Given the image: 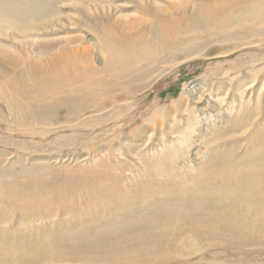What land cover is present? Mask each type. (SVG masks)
<instances>
[{"label": "rangeland", "instance_id": "1", "mask_svg": "<svg viewBox=\"0 0 264 264\" xmlns=\"http://www.w3.org/2000/svg\"><path fill=\"white\" fill-rule=\"evenodd\" d=\"M105 1H109L110 4L114 5L113 11L111 12L112 22L116 23L114 25V30L116 34L121 36L129 33L131 27L135 26V23H129L133 22L130 19H138L144 15H150L142 11L138 4L130 0H118L116 4V0H95L93 1L92 5L93 7L97 6L98 10H96L94 15L98 17L101 22H106L105 19H102L101 6L102 4H105ZM179 1L193 2V0H160L159 5L166 7L168 3H179ZM117 5H120V7L115 8V6ZM77 7H79V5L75 4L72 1H64L58 3L56 5L57 14L52 15V17L50 18L51 23H87L88 21L86 17L79 13ZM245 9L246 7L244 9L242 8L240 10H235L233 11L234 14L233 12H230L232 13V15L228 13L226 14V16H229L230 20L235 19L236 16H241L240 18H243V15L245 14L244 12L248 11L246 12V14L249 13V10ZM252 24L243 23L239 21L234 24L235 26L232 25V29L230 27L220 30L221 33L228 34L230 32L234 33L238 31V29L240 30V27H252L250 28V31H247L249 34L246 33L244 36L241 37L233 35L229 41L213 43L203 51L193 53L187 59L185 58L182 60H176L166 65H159L157 62L150 63L149 61H144V63L142 64H149L137 66V68L144 66L143 69L138 71V74H142V76L134 80L130 86L121 87L120 83L122 81H113L112 85L115 88L113 94L118 97V101H116L110 109L113 108L112 112L114 113L119 112L121 110H124V112L118 117L113 118L110 122L106 123L101 128H98L97 132L101 135V137L95 139L84 138L77 141L76 144L70 146L68 145L67 140L61 139L60 141L61 136L73 133V130L70 128H62L61 130H55L54 132H51L46 136L43 134H41L40 136V134H30L26 132L29 130L37 131L43 128H47L49 127V124L58 122L56 120V114L51 115L47 120H40L37 123L26 122L25 126L21 128L19 122H17L18 120L16 114L24 115V117H26L29 113L27 110L23 111L22 108H19L16 104L13 103V99L10 98V94H13L14 96L16 95V87L8 86L7 84H5V81H3L4 83L0 82V99L2 100H0V172H6L7 170L11 169H17L21 171L30 170V172L24 171L22 173H15L16 175L12 173L11 175L0 174V264H8L9 262L10 264H16V262L13 263L14 261H17V264H61V262H64L65 264H96V262L97 264H105L98 261H94L95 263L89 261L80 262V258H78L77 262L73 263V261L68 262V260L58 258L56 259V257L53 258L51 256L44 255L50 253L49 239H56V237L59 236L58 234H66L68 232L67 229L72 230V232H74L77 227L76 230L78 231L79 227L83 228V226H86L89 222H97L101 214L108 215L110 212H113L117 209H121V211H124V207L126 206L129 207L130 205H138L137 202L140 203V200L144 198L143 196L146 197L149 194L159 193V191H165L167 188H180V186L182 189L188 191L184 193V198L188 201L185 204V199H182V202L178 203L176 206L177 214L175 213L173 217L171 216L169 218V222H171L172 226H176V222H178V227H171L169 230H167V234H173V238L171 239H175V242L172 241L171 245H169L168 248L163 247L162 249H159L158 251L154 252L152 254L153 256L146 255V259H148V262H145L144 264H151L152 261V264H154V262L155 264H214V262L215 264H263L264 225H262L257 218L262 213H264V203H260V201L255 199V197H260L262 195V191L260 188L257 187V185L250 182L249 180L245 178H240L239 165H235L234 163L235 161L245 157H259L261 152L264 150V36L255 35V33L259 29V26L262 29L264 28V23H260L258 25L254 24L253 26H251ZM8 33L0 37V39L3 44H7L8 46H10L9 51H14L15 48H11L13 47L12 43L14 39L7 36ZM77 34L78 36L88 37L84 35L83 32ZM63 35V33L60 34V36ZM247 36L249 37V39ZM252 42L254 43L252 44ZM233 46H237V49H233L232 52L229 54H224V51L228 47ZM99 51L100 49L98 51L95 50L94 53H99ZM101 51L103 52L102 54L104 55V57H107V53H105L104 50ZM142 52L145 53L146 50L142 49ZM217 52H223V54L219 53V56L218 54H216ZM205 54L214 55L205 56ZM92 64L95 68L103 67L102 61H100L99 63L98 61L93 60ZM242 64L244 66L252 65L253 67L251 68L253 70L247 67L242 69L241 71L239 67ZM163 67H166V70L161 73ZM225 72H228V74H225ZM2 74L3 73H0L1 77ZM100 76H103L109 81L112 80V77L109 74H101ZM251 85H253L252 88L248 90L247 88ZM245 90L247 92L245 94V98L247 100L249 99L250 107L255 108L253 113L249 112V106H240L241 99L239 97V93L244 92ZM233 93L237 94V101L233 103L234 107L232 106V108L230 109L228 108V106L232 105L231 96ZM258 96H260V98ZM222 99H224V101ZM238 112L239 114H237ZM193 113H195V117ZM187 118L192 121L195 118L194 121H196L192 123L195 129V136L193 135L194 140H200L201 142L202 137H208L214 131H216V134L218 132L225 133L222 135H216V138H219L220 143H228L227 146L223 147V150L218 149V151H216L217 154L221 157L219 158L222 160L220 163L213 162L211 165H208L207 162L210 159L211 155L209 153H196V151L203 150L200 147V144H202V142L200 143L199 141H197V143L192 146L175 142V147L177 149L176 155L180 156V159L176 156L177 159L173 161V163L167 162L170 158L167 159L166 156L162 155L161 151H158V149L161 148L160 146H162L163 142H165V140L171 135L170 127L175 130L179 128H184L188 122ZM198 118L200 119V121ZM243 121L248 122V124L250 125L243 128L244 130L238 128L237 130H235L236 127L242 126L241 123H243ZM233 128L234 132L232 131ZM219 129H221V131ZM97 132L95 133L98 134ZM251 138L252 140L249 141ZM254 139L258 140V142L256 140V142H253ZM259 142L260 144H258ZM62 143L64 144V146ZM254 145L261 147V149H259L258 147L256 149L258 150L257 152L255 150ZM183 152L186 154H183ZM251 152L255 153V155ZM173 155H175V153ZM199 157L201 158L198 159ZM88 158L90 159L88 160ZM145 158L147 159V161L145 160ZM152 159H154L158 163ZM144 161H146L148 165L144 163ZM146 165L149 167H147ZM204 165L207 166V168L209 167L208 173H210L211 176L216 175L219 178H222L223 180L216 183L217 186L215 185L216 187H218V189L215 190V192L217 193H213V191L211 190L208 192V190L205 191L200 188L199 190H197V188L196 190H192L194 193L197 192L198 194H203L204 196L206 195V199L209 200L205 199L204 203H207L206 206L208 208L204 209L202 215L196 214L198 216L191 217L190 219L191 222L193 221V223H191L190 227H188L187 229L186 225L188 222H190V219H188L189 217L185 216L186 214L182 215V212L191 204V202H189V199L190 201L192 200L191 196L193 192L189 191V185L196 178H199L201 175L204 174ZM112 168L114 171L112 170ZM156 169H160V172ZM199 170L200 172H197ZM215 170L217 171V174ZM104 171L107 173H105ZM201 171L203 172V174ZM140 173L143 174V176H141ZM98 176H101V179ZM164 176H167L168 178ZM185 177H187V179ZM124 179L127 181H124ZM93 180H95V183H98V180H102V183L101 181H99L98 186H95L97 184H95ZM168 180H170L171 182ZM180 180H182L183 182ZM187 180L189 181V183ZM119 182H124L125 184L122 183L123 185H121L119 184ZM126 182L131 183H129V185ZM89 184H91L92 187H88L90 186ZM111 184L114 187H112ZM117 184H119L120 186ZM155 184H157L158 187L156 186V189H152ZM108 185L111 188H109ZM96 187L100 188L96 189ZM160 187L162 188V190H160ZM226 189H228V191ZM95 190H97V192H95ZM90 191H94L95 193H91ZM141 193L143 195H141ZM210 193H212L213 195H211ZM86 194H88V197ZM97 195L99 197H97ZM215 195L217 198L215 197ZM219 195L221 196L220 198L218 197ZM82 197L85 198L83 199ZM216 199L221 201L217 204L209 202L210 200L214 201ZM223 199L226 200L228 203H226V201H224ZM218 205H220L221 208ZM260 206H262V208ZM225 212L229 213L225 214ZM222 213L225 214L226 217L223 216ZM230 213H233V215L231 214L230 216ZM234 213L236 214L234 215ZM212 216H222V219L225 222L228 220L227 223H232L227 224L226 228L223 226L221 222L222 220L220 221V223L217 224V218H212L213 220L210 219V217ZM262 217H260V219ZM238 218H243L245 220L242 221ZM235 220L240 221L239 223L237 222V225H239L241 222H243L241 223L243 225H245L246 223L249 225L253 224L252 227L255 228H251L250 230L255 233L254 235H256L257 238L252 234L253 232H250V230L243 231L237 229L234 231H227L229 227L228 225L235 224ZM212 221L214 225L216 224L215 226L212 224ZM254 221L257 223H253ZM52 224L54 225L53 228L51 227ZM196 224L197 226H195ZM247 224L246 226H249ZM48 225L51 226L48 227ZM201 225L202 229H204L202 230L203 232L200 231ZM184 226L186 229L184 228ZM193 226H195L196 228ZM72 227H74V229H72ZM191 227L194 229L191 230ZM48 228L50 230L52 229V232H50ZM171 229H173V232L171 231ZM54 230L57 231L55 232ZM185 230L192 232L193 234L191 233L190 235V233L188 232L186 233V235H184ZM61 231H63V233ZM169 231L171 232L169 233ZM181 231L184 236H181ZM49 232L51 233V237L54 236L53 238H50V236L48 235ZM196 232H199L198 234H202L198 235ZM45 233H47V235ZM54 233L57 234L55 235ZM142 233L143 232H136L134 234L135 236H139V234ZM177 234L180 236H178ZM229 234H232L233 237L232 235L229 236ZM195 235L197 237H195ZM215 235L216 237L218 235L217 239L213 237ZM237 235L242 237H239ZM42 236L44 238L46 237V240L48 241L46 242V244H44L45 239L42 238ZM122 236H124L125 238H122ZM176 236H178L179 238L176 239ZM220 236L221 239L219 238ZM259 236L261 238H259ZM191 237L193 238L191 239ZM229 237L231 238L229 239ZM247 237L248 239H251L248 240ZM113 238L114 236L110 238L109 242H111V240L115 242L118 241L119 245L122 244L121 246L126 245V242L129 240L127 236L122 232H119L115 239ZM9 239H11L12 241ZM120 239H123L122 242ZM5 240L7 243L5 242ZM15 240L18 243L15 242ZM77 240L75 244L77 246L79 245L78 247L80 248L85 247L86 249V253L77 252L80 257H84L83 254H88L94 256V258H98L96 256L100 254L104 256V258H109L106 253V251L108 250V245L106 246V249L101 250L103 252L100 253L94 248L86 247L84 245L85 242L83 241V239L81 241L80 239ZM176 240H178L177 242H179V245L176 244ZM181 240L183 243L181 242ZM207 240L210 242V244ZM212 240H214V242ZM221 240H223V242ZM20 241L21 243L24 242L21 244V246ZM201 241L203 243L205 242L204 245L203 243H201ZM33 242V246H29V244L32 245ZM80 242H84V244H80ZM235 242H237V244ZM248 242L252 243L249 244ZM1 243L4 244L3 247H1ZM15 243L16 246L14 245ZM200 243L204 246V248H202L203 246ZM240 243L243 247L239 245ZM185 244H187L188 246ZM26 245L29 247L27 248ZM42 245H47L49 247L47 248V246L45 247ZM34 246L35 250L37 249L36 251L33 249ZM39 246L43 248L41 249ZM6 247L10 249L8 250L10 251V253L6 250ZM19 247L20 249H18ZM31 247L33 248L31 250H28ZM200 248L202 249L200 250ZM206 248L209 250H207ZM224 248V251L221 250ZM32 250L34 251V253L28 252ZM19 251H22L23 253H20ZM25 251L27 252L24 254ZM32 253L34 254V256ZM179 253H181V256L179 255ZM187 253L189 255H187ZM21 254H24L23 257L26 258H22ZM29 254L32 256H30ZM5 255L7 256V258H5ZM11 255H13V257ZM28 255L32 258L28 257ZM14 256L17 257L14 258ZM166 256L169 260L172 258V262H168L165 258ZM152 257H155L156 260ZM176 258L179 260H177ZM124 259L125 258L123 257V260ZM188 259L191 262H188ZM53 260L55 261L52 262ZM123 260L122 263L120 262L118 264H128L129 262L133 264L130 259L126 258L124 261ZM127 260L129 262H127Z\"/></svg>", "mask_w": 264, "mask_h": 264}, {"label": "bare ground", "instance_id": "2", "mask_svg": "<svg viewBox=\"0 0 264 264\" xmlns=\"http://www.w3.org/2000/svg\"><path fill=\"white\" fill-rule=\"evenodd\" d=\"M64 1H69V2L72 1L75 4H78L79 7H77V8H78L79 13L84 15L88 22L87 23H61V22L60 23L59 22L58 23L57 22L51 23L50 18L52 17V15L57 14L56 5L58 3L64 2ZM87 1H89V2H87ZM93 1H95V0H55V1L54 0H0V37L4 36L6 33L9 32L7 36L14 39V41L12 43L13 47H11V48H15L14 51H9L10 46H8L7 44H3L1 39H0V73H3L2 77L0 76V82L4 83L3 81H5V84H7L8 86L16 87L15 88L16 89V95L14 96L13 94L11 95L9 93L10 98L13 99V103L16 104L19 108H22L23 111L27 110L29 113L27 115L28 117L27 116L24 117V115L16 114V117L18 120L17 122H19L20 127L22 128L23 126H25L26 122L37 123L40 120H47L51 115H54V114H56V120L58 121L56 123L49 124L48 125L49 127H47V128H43V129H40L37 131L36 130L35 131H30V130L26 131L30 134H38V135L40 134V136H41V134H43L46 136L47 134H50L51 132H54L55 130H61L62 128L63 129L64 128H70L73 130V133L63 135L60 138V141H61V139L67 140L69 146L76 144L77 141L84 139V138L95 139V138L101 137V135L97 132L98 128H101L106 123L110 122L113 118L118 117L119 115H121L124 112V110H121L119 112L114 113V112H112L113 108L110 109L111 106L116 101H118V97L113 94V92L115 90V88L112 85L113 81H122L120 83L121 87L130 86L134 80H136L142 76V74L141 75L138 74V71L143 69L144 66L139 67V68H137V66L149 64V63L148 64H142V63H144V61H149L150 63L157 62L159 65H162V64L166 65V64L174 62L176 60H182L185 58L187 59L193 53L201 52L213 43H220V42H224V41H229L233 35H235L237 37L244 36L246 33H248L247 31L248 30L250 31L251 30L250 28H252V27H249V28L248 27H240V30L237 28L238 31H236L234 33L230 32L228 34L220 32V30H223L226 28L231 27V29H232V27H233L232 25H234L236 22L240 21V22L248 23V24L253 23L251 26H253L254 24L258 25L260 23H264V0H193V2L179 1V3H174V2L168 3L166 7L159 5L160 0H130V1H133L136 4H138V6H140V9L142 11H144L150 15L149 16L144 15L138 19H130L133 22H129V23H135V26L131 27V30L129 33L124 34V35L122 34L123 36H121V35L116 34V32L114 30V25L116 23L112 22L111 12L113 11L114 5L110 4L109 1H105L104 2L105 4L101 5L102 6V19H105V21H106V22H101L98 19V17H96L94 15L96 10H98V7L97 6L93 7V5H92ZM117 2H118V0H116L115 4ZM117 7H120V5L115 6V8H117ZM245 7H246L245 10H249V13L246 14V12H248V11L244 12L245 14L243 15V18H240L241 16H239V17L236 16L235 19L230 20L229 16H226V14H228L230 12H233L235 10H240L242 8L244 9ZM230 14L232 15V13H230ZM233 14H234V12H233ZM124 17H128V16H124ZM149 17H152V18H149ZM120 20H121V17H120ZM230 22H234V23H230ZM236 27H237V25H236ZM260 29H261V31H260ZM253 30H255V29H253ZM80 32H83L84 35H86L88 37L78 36L77 33H80ZM62 33L64 35L60 36V34H62ZM255 35L264 36V28L262 29L259 26V29L255 33ZM89 36H91V37H89ZM18 39H20V40H18ZM248 39H249V37H248ZM92 40H93V44H92ZM259 42H261V41H259ZM249 43H251V42H249ZM253 43L254 42H252V44ZM99 49H100L99 53L95 54L94 53L95 50L98 51ZM142 49H145L146 52L143 53ZM233 49H237V46L228 47L224 51V54L231 53ZM101 50H104V52L107 53V57L106 56L104 57V55L102 54L103 52ZM219 53L223 54V52H217L216 54L219 55ZM210 55H214V54H205V56H210ZM197 59H199V58H197ZM93 60H96L99 63H100V61H102L103 67L102 68H95L92 64ZM200 60H201V58H200ZM239 62H238V64H239ZM216 65H217V63H216ZM166 67H163V69L161 70V73H163L166 70ZM247 67L251 68L253 66L252 65L251 66H244L242 64L239 67V69H241V71H242V69L247 68ZM248 70H250V69H248ZM226 73L228 74V72H225V74ZM101 74L111 75L112 80L111 81L107 80L103 76H100ZM23 75H24V77H23ZM2 78L5 80H3ZM252 86L253 85L249 86L247 89L248 90L251 89ZM246 93H247L246 90L244 92L239 93L240 94L239 97L241 99L240 106L241 107L243 105L249 106L250 109H248V108H246V109H248L250 113H253L255 108L250 107L249 99L247 100L245 98ZM236 95L237 94H234V93L232 94V96H231L232 105L231 106L229 105L228 108L231 109L232 106L234 105L233 103L237 101ZM258 97L260 98V96H258ZM250 98H251V96H250ZM222 100L224 101V99H222ZM255 101H256V98H255ZM186 110H185V112H186ZM237 114H239V112ZM193 115L195 117V113H193ZM230 117H232V116H230ZM203 118H205V117H203ZM187 120H188V122L184 128H181V129L179 128V129L175 130V129H172V127H170V130H171L170 134L171 135L169 136V138H167L165 140V142H163L162 146H160L161 148L158 149V151H161L162 155L166 156L167 159L170 158V159H168L167 162L173 163V161H175L177 159L176 158L177 149L175 147V142L180 143V144L191 145V146L194 145L195 143H197V141L200 142V140H194L195 129H194V125L192 123L196 122V121H194L195 118L193 121L188 119V118H187ZM199 121H200V119H199ZM197 124H198V122H197ZM241 124H242L241 127H236V128L234 127L235 130H237V128L243 129V128L250 125L246 121H243V123H241ZM30 126H31V124H30ZM234 128L232 129V131L234 130ZM221 129H219V130L221 131ZM95 132H97L98 134H96ZM222 134H225V133L224 132H218L216 134V131H214L210 134V136L204 137V138L202 137V140H201L202 144H200V147L204 151L199 150V151H196V153L197 152L198 153H204V154L209 153L211 155V157L207 162L208 165H211L213 162L220 163L222 161L221 159H219L221 157L216 152V151H218V149L223 150V147L228 145L227 142L220 143L219 138L218 139L216 138V135H222ZM34 137H35V135H34ZM251 140H252V138L249 141H251ZM255 140L256 139H254L253 142H256V141L258 142V140H256V141ZM254 144H256V143H254ZM258 144H260V142ZM63 146H64V144H63ZM256 146L254 145L255 150L259 147V146H257V147ZM251 149H252V147H251ZM259 149H261V147H259ZM234 150H235V148H234ZM256 151L258 152V150H256ZM189 152H190V150H189ZM226 152H227V149H226ZM174 153H175V155H173ZM251 153L255 155V153H253V152H251ZM183 154H186V153L183 152ZM177 157H179V159H180V156H177ZM196 158H194V159H196ZM200 158L201 157H199L198 159H200ZM89 159L90 158H88V160ZM198 159H196V160H198ZM145 160L147 161L146 158H145ZM152 160H154V159H152ZM118 161H119V159H118ZM146 161H144V163H146ZM155 162H157V161H155ZM151 163H152V161H151ZM234 163H235V165H239V168H240V171H239L240 176L239 177L240 178H245V179L249 180L250 182L257 185L258 188L261 189L262 195L260 197H255V199L260 201V203H264V150L261 152L259 157H252V156L251 157H245V158H241L240 160L235 161ZM201 165H203V164H201ZM217 165H219V164H217ZM13 166H15V165H13ZM147 167H149V166H147ZM185 167H186V165H185ZM118 168H119V166H118ZM208 168H207V166H205V169L203 168L204 174L201 171L203 175H201V173H200L201 176L199 178H196L194 181H192V183L189 185V191H192L194 189L196 190V188H197V190H199V188H200V189H203L205 191L208 190V192L211 190V191H213V193H217V192H215V190L218 189V187H216L217 186L216 183H218L219 181H222L223 179L219 178L216 175L211 176V174L208 173L209 172ZM115 169H116V167H115ZM170 169H173V168H170ZM112 170H113V168H112ZM159 170H157V171H159ZM195 170H197V169H195ZM200 170H202V169H200ZM200 170L197 172H200ZM24 171L30 172V170L21 171V170H17V169L16 170L11 169V170H7L6 172H0V174L1 175H7V174L11 175V173H12V174L16 175L15 173H18V172L22 173ZM183 171H184V169H183ZM104 172H102V173H104ZM177 172H179V171H177ZM215 172L217 174L216 170H215ZM229 172H231V171H229ZM105 173H107V172H105ZM111 173H113V172H111ZM259 173H260V175H259ZM96 174H97V172H96ZM98 174H99V172H98ZM104 176H105V174H104ZM111 176H113V175H111ZM111 176H110V178H111ZM131 176H129V177H131ZM136 176H138V175H136ZM141 176H143V174H141ZM152 176H154V175H152ZM182 176H185V175H182ZM98 177L101 179V176H98ZM164 177L168 178L167 176H164ZM179 177H180V175H179ZM84 178H86V177H84ZM159 178H161V177H159ZM185 178L187 179V177H185ZM185 178H183V179H185ZM87 179H88V176H87ZM179 179H181V178H179ZM179 179H177V180H179ZM142 180H144V179H142ZM171 180H173V179H171ZM93 181L95 183V180H93ZM99 181H101V183H102V180H98V183H95V184H97L95 186H98ZM124 181H127V180L124 179ZM168 181H170V180H168ZM180 181H182V180H180ZM180 181H178V182H180ZM228 181H227V183H228ZM110 182H111V180H110ZM112 183H113V181H112ZM122 183H124V182H122ZM122 183L119 182V184L123 185ZM126 183H128V182H126ZM129 183H131V182H129ZM139 183H140V181H139ZM188 183H189V181H188ZM108 184H110V183H108ZM119 184H117V185H119ZM158 184H159V182H158ZM162 184H164V183H162ZM89 185L90 186H88V187H92L91 184H89ZM111 186L114 187L112 184H111ZM140 186H144V185H140ZM156 186L158 187V185L155 184V186H153L152 189H156ZM108 187H109V185H108ZM228 187H229V185H228ZM85 188H86V186H85ZM97 188H100V187H96V189ZM109 188H111V187H109ZM162 188L160 190H162ZM180 188H181V186H180ZM180 188L173 187L170 189L167 188L165 191H162V192L159 191V193H155V194H149V195L144 194L147 196L146 197L143 196L144 198H142L140 200V203L137 202L138 205H130L129 207L126 206V207H124V211H121V209H117L113 212H110L108 215L101 214L99 216V220H97V222H94V223L89 222L90 224L88 223L86 226H83V228L78 226L79 227L78 231L76 230L77 227L74 230V232H72V230L67 229V231L69 233L67 232L66 234H62V235L58 234L59 236H57L56 239H53V240L49 239L50 245L49 244L48 245L51 248V249L49 248L50 253L46 254L44 256H51L53 258L56 257V259L57 258L58 259H64V260H68V262L73 261V263L77 262L78 258H80V262H87V261H89V262L95 261L96 262V261H98V262L105 263V264H118L120 262L122 263V260L124 257L125 259L126 258L130 259L133 264H144L145 262H148L147 261L148 259H146V255H152L154 252L158 251L159 249H162L163 247L168 248L169 245H171L172 241L175 240V239H171V238H173V234L170 232L171 231L173 232V229H171V231H169V233L172 235L167 234L168 233L167 230H169L171 227H173V228L176 226L178 227V222H176L177 223L176 226H172L171 222H169V218L171 216L173 217V215H175V213L177 211V209H176L177 204L182 202V199L183 200L185 199L184 193L188 192V191H186L182 188L180 189ZM104 189H107V188H104ZM226 190L228 191V189H226ZM90 192L92 193L94 191H90ZM95 192H97V190H95ZM98 192H99V190H98ZM103 193H104V190H103ZM210 194L213 195L212 193H210ZM86 195L88 197V194H86ZM141 195H143V194L141 193ZM89 196H90V194H89ZM97 197H99V196L97 195ZM215 197H216V195H215ZM218 197L220 198L221 196L219 195ZM223 197H224V195H223ZM229 197H230V194H229ZM191 199H192L191 201L189 199V202H191L190 206L187 207L182 212V215L186 214L185 216L189 217L188 219H190L191 217H194V216L202 215L204 212V209L208 208L206 206L207 203H204L205 199H206V195L204 196L203 194L201 195V194H198L197 192H195V193L193 192ZM231 199H232V197H231ZM236 199H237V196H236ZM206 200H209V199H206ZM187 201L188 200L185 199L184 203L186 204ZM220 201L218 199H216L214 201L210 200L209 202H212L213 204H217ZM224 201H226V200H224ZM78 202H79V200H78ZM226 203H228V202L226 201ZM134 204H135V202H134ZM218 206H220V205H218ZM260 207L262 208V206H260ZM220 208H221V206H220ZM108 209H109V207H108ZM261 212H263V211H261ZM226 213L228 214L229 212H225V214ZM196 214H198V215H196ZM225 214H223V216H225ZM231 214L233 215V213H230L229 215L231 216ZM235 214L236 213H234V215ZM237 214H240V213H237ZM179 217H181V216H179ZM260 217H262V218L260 219ZM212 218H217V220H216L217 224L220 223V221L222 220L221 222H222L224 227H226L227 224L232 223V222L227 223L228 220L225 222L222 219V216L210 217V219H212ZM97 219H98V217H97ZM238 219L240 220L241 218H238ZM248 219H246V220H248ZM257 219L262 225H264V213H262ZM204 220H206V219H204ZM241 220L243 221L245 219L242 218ZM209 222H210V220H209ZM237 222L239 223L240 221L237 220L236 223L234 222L235 224L228 225L229 227H228L227 231H234L237 229H240L243 231H248L251 228L252 229L255 228V227H252L253 224H250L251 225L250 226L249 224L246 223L247 225H249V226H246V224L243 225V224H241L243 222H241L239 225H237ZM244 222H247V221H244ZM191 223H193V221L191 222V219H190V222H188L186 225L187 229H188V227H190ZM253 223H257V222L254 221ZM212 224L214 225L213 221H212ZM49 226H51V225H48V227ZM53 226L54 225L52 224L51 227L53 228ZM81 226H82V224H81ZM195 226H197V224ZM195 226H193V227H195ZM184 228H185V226H184ZM217 228H218V226H217ZM72 229H74V227H72ZM190 229L192 230L194 228L191 227ZM197 229H198V227H197ZM51 230H50V232H52ZM105 230H107V231H105ZM202 230H204V229H202V225H201L200 231H202ZM205 230H206V228H205ZM221 231H220V233H221ZM61 232L63 233V231H61ZM119 232H122L123 234H125L127 236V238L129 239L126 242V245H124V246H121L122 244L119 245L118 241L115 242V241L111 240V242H109L110 238L114 236L113 239H115L116 236L119 234ZM136 232H143V233L139 234V236H135L134 233H136ZM188 232L189 231L185 230L184 235H186V233H188ZM204 232H206V231H204ZM212 232H214V231H212ZM250 232L252 233L253 231L250 230ZM49 233H48V235L50 236L51 233L50 234ZM181 233H182V231H181ZM189 233L191 235L192 232H189ZM196 233L198 234L199 232H196ZM45 234L47 235V233H45ZM54 234L56 235L57 233H54ZM201 234H198V235H201ZM252 234L254 235L255 233L253 232ZM184 235H183V233L181 234V236H184ZM230 235H232V234H229V236ZM249 235H250V233H249ZM178 236H180V235H178ZM178 236H176V239L179 238ZM203 236H204V234H203ZM226 236H227V234H226ZM226 236H225V238H226ZM237 236H239V235H237ZM254 236L257 238L256 235H254ZM53 237L50 236V238H53ZM123 237L124 236H122V238ZM193 237H191V239ZM195 237H197V236L195 235ZM209 237H211V236H209ZM213 237H215V239H217L218 235H217V237H216V235ZM232 237H233V235H232ZM239 237H242V236H239ZM42 238H44V237L42 236ZM219 238L221 239V236ZM230 238L231 237H229V239ZM251 238L248 239V237H247L248 240H250ZM259 238H261V237L259 236ZM44 239H45L44 244H46V242H48V241L46 240V237ZM77 239H80V241L83 239L85 244H84V242L83 243L80 242V244L82 243L86 247L94 248V249L98 250L100 253H102L103 251H101V250H105L106 246L108 245V248H107L108 250L106 251V253H107V256L109 258H106V257L104 258V256H102L100 254H98V256H96L98 258H94V256L88 255V254L87 255L83 254L84 257L83 256L80 257L77 252L86 253V251H85L86 249H85V247L80 248V247H78L79 245L77 246L75 244ZM204 239H205V237H204ZM6 240H5V242H6ZM9 240H11V239H9ZM120 240L122 242L123 239H120ZM22 241H24V240H22ZM26 241H27V239H26ZM32 241H34V240H32ZM177 241L178 240H176V244L179 243ZM187 241H188V239H187ZM212 241L214 242V240H212ZM221 241L223 242V240H221ZM261 241H263V240H261ZM15 242H17V241L15 240ZM77 242H78V240H77ZM181 242H182V240H181ZM22 243H24V242H22ZM22 243L20 241V246ZM201 243H203V242L201 241ZM204 243H203V245H204ZM235 243L237 244V242H235ZM251 243L252 242H250L249 244H251ZM1 244H2L1 247H3L4 244L3 243H1ZM33 244H34V242L32 243V245L29 244V246H33ZM209 244H210V242H209ZM6 245H8V244H6ZM14 245L16 246V243ZM185 245H187V244H185ZM239 245H241V243ZM29 246H27V248ZM35 246H34V248L31 247L28 250H31L32 248L35 250ZM42 246H45V245H42ZM49 246H47V248ZM7 247H9V246H7ZM234 247H236V246H234ZM23 248H24V244H23ZM23 248H21V249H23ZM40 248H39V250H40ZM202 248H204V246ZM202 248H200V250ZM225 248L221 249V250L224 251ZM16 249H17V247H16ZM18 249H20V247ZM6 250L8 251L10 249L7 248ZM207 250H209V249H207ZM234 250H236V249H234ZM196 251H194V252H196ZM8 252L10 253V251H8ZM19 252L21 253L22 251H19ZM26 252L27 251H25L24 254ZM28 252L34 253L33 250L28 251ZM43 253H45V252H43ZM24 254L23 255L21 254L22 258H26V257H23ZM180 254L181 253H179V255ZM29 255H28V257L32 256V255H30V256ZM104 255H105V253H104ZM159 255H161V254H159ZM176 255H178V254H176ZM182 255H184V254H182ZM187 255H189V254L187 253ZM11 256L13 257V255H11ZM33 256H34V254H33ZM167 256L165 257L166 259H167ZM170 256H171V254H170ZM184 256H186V255H184ZM16 257L17 256H14V258H16ZM155 257H152V258H155ZM5 258H7V256ZM30 258H32V257H30ZM42 258H43V255H42ZM18 259H19V257H18ZM171 259L170 260L167 259V261L172 262ZM5 260H7V259H5ZM5 260H2V261H5ZM10 260H11V258H10ZM46 260H47V258H46ZM155 260H156V258H155ZM177 260H179V259H177ZM48 261H50V260H48ZM54 261L55 260H53L52 262H54ZM220 261H222V260H220ZM15 262L17 264V261H14L13 263H15ZM127 262H129V261L127 260ZM152 262H151V264H152ZM188 262H191V261H189V259H188ZM40 263H42V262H40ZM62 263H64V262H61V264ZM205 263H206V261H205ZM8 264H10V262ZM70 264H72V263H70ZM75 264H77V263H75ZM96 264H97V262H96ZM154 264H155V262H154ZM185 264H187V263H185ZM214 264H215V262H214ZM223 264H225V263H223ZM233 264H235V263H233ZM242 264H244V263H242Z\"/></svg>", "mask_w": 264, "mask_h": 264}]
</instances>
